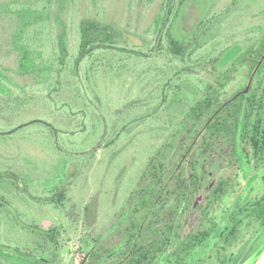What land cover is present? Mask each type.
<instances>
[{"label": "trees", "instance_id": "1", "mask_svg": "<svg viewBox=\"0 0 264 264\" xmlns=\"http://www.w3.org/2000/svg\"><path fill=\"white\" fill-rule=\"evenodd\" d=\"M169 1L161 0L151 16L154 37L150 53L142 50L143 44L130 41L120 29L95 16L78 21L76 38L71 42L62 15L72 0L0 1V138L9 149L0 154V222L11 224L18 237L13 242L10 233L3 235L0 264H67L60 256V228H45L42 218L48 210L67 207L68 188L77 175V170L70 171V166H91L99 148L118 141L130 124L118 129L106 121L108 113L103 102L91 105L93 100L89 96L99 103L103 101L96 87L99 81L124 85L129 73L136 72L137 82L145 84L138 93L132 92V102L126 104L145 105L147 111L139 119L155 120L163 125V131H155L147 141L151 149L143 164L137 166L135 180L124 198L117 201V196L111 204L116 205V210L110 227L125 241L123 249L107 257L112 250L99 234L92 238L85 264H155L160 253L179 236L182 218L200 188L199 153L208 148L224 150L228 166L234 169L238 163L239 142L251 141L249 128L243 122L249 116L246 108L255 96L239 94L211 118L223 102L214 101L206 83L199 99L208 96L206 110L195 104L193 117L190 108L182 116L174 110L184 84L191 79H219V89L239 68L247 79L252 76L264 57V17L252 14L255 19H250L251 24L240 35L225 29L200 31L202 21L187 41H181L171 32L177 12ZM229 1L231 7L225 8V15L235 6V0ZM240 39H247L248 47L221 68L223 55ZM164 57L183 63L174 68L156 67ZM126 59H148L150 63L137 70ZM147 73L152 74L149 81L143 80ZM259 78H264V59L254 76ZM142 91L146 92L144 100L138 95ZM159 111L163 117L159 118ZM192 119L200 125L211 120L205 132L198 134L192 132ZM6 126L9 128L5 129ZM87 127L98 133L96 143L81 149L80 162L63 158L64 164L59 168L56 159L61 162V151L69 149V145L57 134L69 130L84 132ZM26 128H33L31 133L41 140L55 141L56 145H47L41 157L23 155L15 142L28 141L30 131ZM19 131L24 133L19 134V139L13 138ZM66 142L72 144L70 140ZM41 146L32 145L31 149L43 150ZM228 182L221 180L225 184L220 188L224 194L229 189ZM253 213L264 218V195L256 202ZM203 240L202 230L188 235L180 253L188 255Z\"/></svg>", "mask_w": 264, "mask_h": 264}, {"label": "rangeland", "instance_id": "2", "mask_svg": "<svg viewBox=\"0 0 264 264\" xmlns=\"http://www.w3.org/2000/svg\"><path fill=\"white\" fill-rule=\"evenodd\" d=\"M2 1V0H0ZM161 0H72L67 10L62 15L64 22L67 25L68 34L71 42H74L77 32L78 21L86 16L101 17V20L115 26L126 34L128 39L132 42L143 44V51L149 52V46L153 43V24L151 16L158 10ZM169 4L174 7V12H177L173 18L172 35L181 41H187L189 37L197 30L200 23V31H213L215 29H225L230 33L241 34L242 30L249 27L251 15L256 13L264 17V0H235V6L232 11L225 15V10L230 9L229 0H170ZM226 8V9H225ZM254 21V20H253ZM222 26V28L220 27ZM210 28V29H209ZM217 31V30H216ZM248 36V35H247ZM247 38V37H246ZM248 47V40L240 39L232 43L225 54L223 55L220 66L226 67L235 56L244 51ZM146 60H127V64L137 70H143L147 65ZM160 64L167 67H177L183 63L182 60L164 59L159 61ZM125 79L124 85H118L116 81L103 82L99 81L96 87L103 95V101L95 100L92 96V106L101 104L103 102L104 111L107 116V122L115 124L120 129L127 122L130 124L125 128L122 137L115 143L102 145L91 161V166L86 167V163L73 164L70 166V171L77 170V175L73 178L69 185V201L67 207L63 210L51 209L48 210L42 218V226L45 228L51 225H56L60 228V256L67 264H85L90 257L88 252L93 243V237L103 235L101 241L105 243L106 247H110L112 252L122 247V239L118 233L111 229L112 218L114 219V206L111 205L117 196H120L117 201L124 198L128 187L132 184L137 176L138 165L143 164L151 145L147 141L151 139L153 133L162 132L163 125L156 123L155 120H140L139 117L145 115L147 108L145 105H127V102H132V92H139L141 85L145 82H137V73L131 71ZM152 74H146L143 80L149 81ZM136 79V80H135ZM247 78L244 76L243 70L231 82L227 89V94H232L239 85L246 83ZM122 84L124 81H121ZM194 89L189 83H185L181 100L176 103L175 114L182 116L187 110L188 103L192 98ZM90 95V94H89ZM140 99L144 100L146 92L139 93ZM136 96V95H135ZM145 102V101H144ZM144 102L142 104H144ZM127 106L124 108L123 105ZM159 118L163 117V113L159 111ZM154 122L153 124L151 122ZM86 124H88L86 122ZM155 124V125H154ZM8 129L9 126L4 127ZM3 129V128H2ZM33 128L29 130L28 141L18 140L15 145H18L20 152L23 155L43 156L47 145H56L55 141L41 140L32 132ZM67 131V133H58L57 137L61 138L69 149L62 150L61 162L56 159L59 168L64 164L63 158H73L80 162V151L85 145H94L97 141L96 131H91L87 127L86 131ZM24 131H19L13 138L19 139V134ZM1 137V136H0ZM84 138V140H83ZM72 141V144L66 142ZM0 138V154L2 151L8 150L2 144ZM32 145H43V150H33ZM11 149V148H10ZM14 150V149H13ZM76 151L79 154L76 155ZM210 167L204 170L202 166H206L208 162L201 158L199 166V173L203 178L201 191L194 198L193 208L183 220V233L192 229L201 218L200 208L205 198V186L216 181L217 178L225 173V164L223 162V154L217 153ZM251 154H241V169L237 174V185L234 190L220 203L217 215L223 216L222 222L228 215L229 211L234 206L237 200L244 199L253 201L257 199L264 191V180L258 165L250 162ZM48 161V160H47ZM60 162V163H59ZM46 165V163L43 162ZM0 159V169L2 168ZM201 167V168H200ZM13 210V209H12ZM111 216V217H110ZM256 222H248L241 229L238 238L234 241V245L229 248V251H236L243 246L247 239L254 233L255 228L258 227ZM21 225H23L21 223ZM11 240L16 241L17 231L11 225L0 222V241L3 235H9ZM13 236V239H12ZM217 245H215L216 247ZM215 249V248H214ZM213 249V250H214ZM112 252L107 254L110 255ZM210 263L216 264L215 253L208 259ZM165 258H161L156 264H165ZM187 264H204L203 250L200 249L195 254L194 258L187 262ZM241 264H264V252L255 257L250 258Z\"/></svg>", "mask_w": 264, "mask_h": 264}, {"label": "flooded vegetation", "instance_id": "3", "mask_svg": "<svg viewBox=\"0 0 264 264\" xmlns=\"http://www.w3.org/2000/svg\"><path fill=\"white\" fill-rule=\"evenodd\" d=\"M241 70L242 68H239L234 77L226 80L224 82V86L219 89H217L216 86H218L220 84L219 82L221 81L216 78L204 77L203 79H191L188 82L191 85V88L194 89V93L187 107V109L190 108L192 117L193 106L195 104L196 106L202 105L203 110H206L207 108V100L205 99H208V96L206 94L204 95V98L199 101L201 95H203L202 92L205 89L206 83H208L211 87L210 90L213 93L212 98L214 99V101L216 100L217 102H223L222 105L212 114L211 118H213L228 103L233 101L239 94L247 93L252 97L255 96L253 98L255 100L251 102L248 108H246L249 112V116L245 117L243 122V125L249 128V131L251 133V141L248 142L244 140L239 142L237 151L240 155V158L238 163L235 164L234 169L228 166L229 160L224 159V150L214 151L213 149L208 148L207 150L199 153L200 156L197 159V177L199 180L200 188L195 193L194 198L201 191V187L203 184V178L199 173L201 158L204 159V161L208 162L206 166H202V169H207L208 171V167H210L211 163L216 160L214 159V156L217 153L223 154V162L226 166V171L224 174L220 175L216 181L212 182L211 184L208 183V185L205 186V198L200 208L201 218L192 229H190L186 233H183V220L193 208V198L191 207L182 218L179 236L177 238L174 237L173 243L168 246L165 251L160 253L155 264L159 260H161V258H165V264H187L188 261L194 258L195 254L198 253L200 249L203 250L204 264H212L208 259L210 257V254L213 255L214 253L217 260L216 264H241L250 258H255L261 255L264 252V218L258 217L255 213H253L255 204L259 199L263 197L264 191L257 199L253 201H243L244 199L237 200L224 219V222H222L223 216L217 215L220 203L234 190L237 185L236 177L241 169V154L243 152L250 153V162L254 163V165H258L261 170H264V78H253L251 81L250 77L246 80V83H244L243 85H239L232 94H227L226 89L228 85L236 79ZM249 83L250 87L248 91L243 92L248 87ZM210 120L211 119H208L205 123L200 125V122L194 123V120L192 119V132L196 131L198 134L204 133L206 130V126L210 122ZM196 139L197 137L195 138V140ZM224 178L229 181V189L225 194L224 190H220V188L225 186V184L223 185L221 183V180ZM262 179L264 180V173H262ZM249 221L258 223V227L255 228L254 233L247 239L246 243L243 246L239 247L236 251H229V248L234 245V241L238 238L241 229ZM199 230H202L204 233L203 242L191 252H189L188 255L184 256L182 253H180L183 242L186 240L188 235L195 234ZM124 244L125 241L122 239V247H119L118 249H116V251L123 249ZM215 245L217 246L215 247Z\"/></svg>", "mask_w": 264, "mask_h": 264}, {"label": "water", "instance_id": "4", "mask_svg": "<svg viewBox=\"0 0 264 264\" xmlns=\"http://www.w3.org/2000/svg\"><path fill=\"white\" fill-rule=\"evenodd\" d=\"M263 59H264V57L261 59L259 65L257 66V68L255 69V71L253 72V74H252V76H251V81H252V79L254 78V76H255V74H256V72H257V69H258V67L260 66V64H261V62L263 61ZM251 81H250V83H251ZM250 83H249L248 87H247L243 92H247V91H248V89H249V87H250Z\"/></svg>", "mask_w": 264, "mask_h": 264}]
</instances>
